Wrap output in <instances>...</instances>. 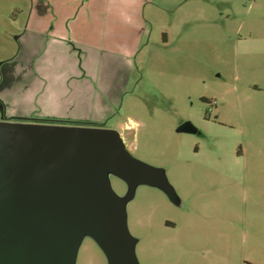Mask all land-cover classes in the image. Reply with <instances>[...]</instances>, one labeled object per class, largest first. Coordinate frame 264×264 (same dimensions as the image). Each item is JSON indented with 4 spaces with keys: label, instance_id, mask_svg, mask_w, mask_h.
<instances>
[{
    "label": "rangeland",
    "instance_id": "obj_1",
    "mask_svg": "<svg viewBox=\"0 0 264 264\" xmlns=\"http://www.w3.org/2000/svg\"><path fill=\"white\" fill-rule=\"evenodd\" d=\"M153 1L131 80L100 125L166 180L107 173L134 264H264V0ZM31 6L0 0V82L22 53ZM5 97L0 89V121L44 117L18 113ZM186 120L199 133L179 132ZM111 261L83 232L72 264Z\"/></svg>",
    "mask_w": 264,
    "mask_h": 264
},
{
    "label": "water",
    "instance_id": "obj_2",
    "mask_svg": "<svg viewBox=\"0 0 264 264\" xmlns=\"http://www.w3.org/2000/svg\"><path fill=\"white\" fill-rule=\"evenodd\" d=\"M178 131L199 129L186 120ZM121 136L101 126L0 121V264H72L85 231L112 264H134L124 207L107 173L131 184L166 180L136 161Z\"/></svg>",
    "mask_w": 264,
    "mask_h": 264
},
{
    "label": "crops",
    "instance_id": "obj_3",
    "mask_svg": "<svg viewBox=\"0 0 264 264\" xmlns=\"http://www.w3.org/2000/svg\"><path fill=\"white\" fill-rule=\"evenodd\" d=\"M30 1L22 53L0 82L7 107L57 123L102 125L127 89L133 55L149 33L158 3Z\"/></svg>",
    "mask_w": 264,
    "mask_h": 264
},
{
    "label": "flooded vegetation",
    "instance_id": "obj_4",
    "mask_svg": "<svg viewBox=\"0 0 264 264\" xmlns=\"http://www.w3.org/2000/svg\"><path fill=\"white\" fill-rule=\"evenodd\" d=\"M8 120H11L8 116L7 118ZM31 118H29V116H26V118H23V119H16V120H13V121H24V120H29ZM29 122H47V123H57L56 121H54L53 119L51 118H47V117H43L42 119H37V120H29ZM199 133V132H198Z\"/></svg>",
    "mask_w": 264,
    "mask_h": 264
}]
</instances>
